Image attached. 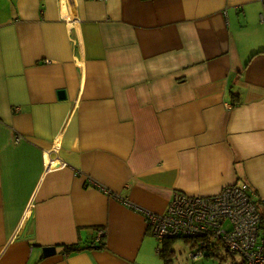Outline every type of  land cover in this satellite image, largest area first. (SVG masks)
I'll return each instance as SVG.
<instances>
[{
    "label": "crops",
    "instance_id": "1",
    "mask_svg": "<svg viewBox=\"0 0 264 264\" xmlns=\"http://www.w3.org/2000/svg\"><path fill=\"white\" fill-rule=\"evenodd\" d=\"M240 182L264 195L260 1L0 0V264H164L143 212Z\"/></svg>",
    "mask_w": 264,
    "mask_h": 264
},
{
    "label": "built area",
    "instance_id": "2",
    "mask_svg": "<svg viewBox=\"0 0 264 264\" xmlns=\"http://www.w3.org/2000/svg\"><path fill=\"white\" fill-rule=\"evenodd\" d=\"M258 1L264 5V0ZM19 139L14 137L15 142ZM56 166L48 161V168ZM143 213L159 244L171 238L191 239L186 254L191 261L205 258L218 247L241 257V264H264V195H257L246 183H231L208 195L176 191L164 212ZM104 234V229L97 230L96 241Z\"/></svg>",
    "mask_w": 264,
    "mask_h": 264
},
{
    "label": "trees",
    "instance_id": "3",
    "mask_svg": "<svg viewBox=\"0 0 264 264\" xmlns=\"http://www.w3.org/2000/svg\"><path fill=\"white\" fill-rule=\"evenodd\" d=\"M232 100H233V105L237 104L238 99L236 96H233ZM177 239L183 240L184 244H188V245L191 244V239L189 238H171V239L163 240L161 242V245L157 247V254L162 259L164 264L172 263L173 257L175 254L173 251V243ZM98 246L103 247L104 244L101 243V244H98ZM60 248H61V252H63L64 254H68L73 251H80L82 249H85L86 247H83L80 244L76 243V244H71V245H61ZM217 248L210 249L211 253H207L205 255V258H209V257H219L220 258L221 256H223L221 258L222 260L228 257L232 258V256L228 255L226 252L218 251Z\"/></svg>",
    "mask_w": 264,
    "mask_h": 264
},
{
    "label": "rangeland",
    "instance_id": "4",
    "mask_svg": "<svg viewBox=\"0 0 264 264\" xmlns=\"http://www.w3.org/2000/svg\"><path fill=\"white\" fill-rule=\"evenodd\" d=\"M174 257L171 264H241V257L233 255L232 258L209 257L201 258L195 261H191L187 258L188 244H184L183 240L177 239L173 243ZM223 255V254H222Z\"/></svg>",
    "mask_w": 264,
    "mask_h": 264
},
{
    "label": "water",
    "instance_id": "5",
    "mask_svg": "<svg viewBox=\"0 0 264 264\" xmlns=\"http://www.w3.org/2000/svg\"><path fill=\"white\" fill-rule=\"evenodd\" d=\"M58 98L59 99H65L66 98L64 90L58 91ZM54 252H55L54 247H44L42 249V254L44 256L52 255Z\"/></svg>",
    "mask_w": 264,
    "mask_h": 264
}]
</instances>
